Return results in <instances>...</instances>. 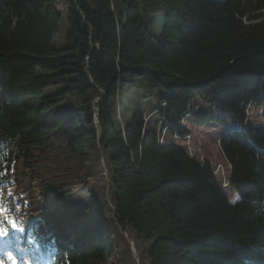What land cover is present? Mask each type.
<instances>
[{"label":"trees","instance_id":"16d2710c","mask_svg":"<svg viewBox=\"0 0 264 264\" xmlns=\"http://www.w3.org/2000/svg\"><path fill=\"white\" fill-rule=\"evenodd\" d=\"M161 11L156 35L145 16ZM126 74L162 94L124 126ZM196 101L241 125L219 141L236 204L182 142L157 140L185 136ZM248 106L264 119V0H0V193L53 234L54 264H264V121Z\"/></svg>","mask_w":264,"mask_h":264},{"label":"rangeland","instance_id":"374dc122","mask_svg":"<svg viewBox=\"0 0 264 264\" xmlns=\"http://www.w3.org/2000/svg\"><path fill=\"white\" fill-rule=\"evenodd\" d=\"M57 8L61 15V21L59 23L58 32L53 36L52 46L55 49H63L67 46V4L60 3ZM165 14L164 12L150 13L145 16L147 28L150 32L160 35L163 31ZM125 85L121 87L115 99H113L112 111L116 118V122L122 125H127L130 122L132 112L134 111H147L151 112L156 109L158 98L162 94V88L157 85H152L148 82H144L132 75L126 74L123 76ZM203 102V101H202ZM196 101L194 103L193 118L188 122L189 131L192 133L195 119L198 114L205 115V124L199 128L200 132L194 131L193 139L191 140L192 146H196L195 150L199 152V159L211 163L212 165L218 164L220 161L224 164L226 170V177L229 181L230 166L224 158L219 141L224 134L232 131H237L241 128V125L232 120L224 113L217 111L215 108L205 102ZM246 122H251L255 126L262 124L264 119L261 115V107L248 106L245 110ZM192 113V112H191ZM147 119V117L145 118ZM196 127V126H195ZM219 139V140H218ZM170 137L166 136V143H170ZM197 144V145H196ZM199 144V145H198ZM222 177L218 175L216 182L220 186ZM223 189V188H222ZM226 199L231 204H236L240 201L237 200L233 203V200L239 195L232 187H226L223 189ZM240 197V196H239ZM6 201V195L0 193V229H3L7 234L3 239L2 246L4 249H0V262L3 264H47L49 261V253L46 257L42 256L44 250L45 237H28L29 232V220L23 219L17 220V217L9 214V209L4 206ZM49 210H54L53 205H49ZM9 220H14L18 229H13L8 223ZM19 229H22L19 230ZM75 233L73 234V237ZM71 237L70 239H74ZM18 245L19 259H15L13 256L12 248ZM10 246V247H9ZM16 248V247H15ZM6 249V251H5ZM10 261V262H9Z\"/></svg>","mask_w":264,"mask_h":264},{"label":"snow or ice","instance_id":"6c2138e0","mask_svg":"<svg viewBox=\"0 0 264 264\" xmlns=\"http://www.w3.org/2000/svg\"><path fill=\"white\" fill-rule=\"evenodd\" d=\"M239 199H240V197H239V195H237L235 197V199L233 200V203H235ZM0 211H2V210H0ZM8 223L11 225V227L13 229H18V225H17V223L14 220H9ZM19 230L22 231V229H19ZM4 234H5V231L3 229H0V235H4ZM14 264H15V262H14Z\"/></svg>","mask_w":264,"mask_h":264},{"label":"bare ground","instance_id":"6f19581e","mask_svg":"<svg viewBox=\"0 0 264 264\" xmlns=\"http://www.w3.org/2000/svg\"><path fill=\"white\" fill-rule=\"evenodd\" d=\"M146 120V119H145ZM187 139H189V137L187 138ZM159 143L160 144H162V138H159ZM204 163L205 162H207V161H203ZM209 163V162H208ZM218 173H223V167H222V165H220V164H217V166H216V168H215V171H214V174H218ZM224 186H226V182L224 183ZM10 262V261H9ZM0 264H1V262H0ZM3 264H5L4 262H3Z\"/></svg>","mask_w":264,"mask_h":264},{"label":"water","instance_id":"95a60500","mask_svg":"<svg viewBox=\"0 0 264 264\" xmlns=\"http://www.w3.org/2000/svg\"><path fill=\"white\" fill-rule=\"evenodd\" d=\"M96 49L98 48L97 46L95 47ZM96 123H97V119H96ZM114 194H115V192L113 191V192H111V196L113 197L114 196Z\"/></svg>","mask_w":264,"mask_h":264},{"label":"built area","instance_id":"2783aa9c","mask_svg":"<svg viewBox=\"0 0 264 264\" xmlns=\"http://www.w3.org/2000/svg\"><path fill=\"white\" fill-rule=\"evenodd\" d=\"M191 154V153H190ZM192 155V154H191ZM202 162H203V160H202ZM204 163V162H203ZM214 171H215V169H214Z\"/></svg>","mask_w":264,"mask_h":264}]
</instances>
